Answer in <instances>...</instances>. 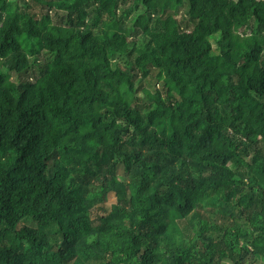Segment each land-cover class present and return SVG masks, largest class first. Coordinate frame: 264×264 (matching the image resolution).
<instances>
[{
	"label": "trees",
	"instance_id": "16d2710c",
	"mask_svg": "<svg viewBox=\"0 0 264 264\" xmlns=\"http://www.w3.org/2000/svg\"><path fill=\"white\" fill-rule=\"evenodd\" d=\"M34 1L0 0V264H264V0Z\"/></svg>",
	"mask_w": 264,
	"mask_h": 264
},
{
	"label": "rangeland",
	"instance_id": "374dc122",
	"mask_svg": "<svg viewBox=\"0 0 264 264\" xmlns=\"http://www.w3.org/2000/svg\"><path fill=\"white\" fill-rule=\"evenodd\" d=\"M27 1L31 5V10L36 15H38L39 17L41 16V14L49 12V14L53 17V19L56 20L57 19V13L62 15V12H59V11L58 12L55 11V10L48 11L47 7L39 5L34 0H27ZM126 7L127 8H125V9H128V10L130 8H133V6L131 7V5L129 3L126 5ZM138 7H139V9L135 8L134 11L132 9L133 12L131 11V16L128 19H126L125 22H124L125 26H130L131 25V20L135 18L136 12L139 13L142 10L141 5H138ZM187 10H188V6L187 5L181 7L180 11H179L178 18H180L182 16H185ZM38 56H39L38 60H37L38 61V65H41V64L44 65L45 62H46L45 59H47V57L45 56L44 53H41ZM13 79H15V78H12V80ZM149 79H151V82H150ZM153 81H154V79L152 78V76H148V78H146V80L144 81L143 85L148 87L149 89L150 88L153 89V86H154ZM115 203H116V197L115 196H109V198L107 199L106 202L97 204L96 207L93 209V211L95 213V216H97V215H100V216L106 215L108 209ZM223 264H232V263H230L229 261H224ZM257 264H262V263L261 262H257Z\"/></svg>",
	"mask_w": 264,
	"mask_h": 264
}]
</instances>
